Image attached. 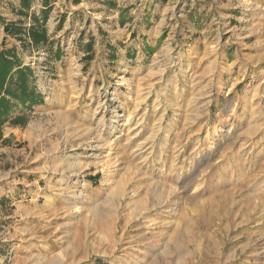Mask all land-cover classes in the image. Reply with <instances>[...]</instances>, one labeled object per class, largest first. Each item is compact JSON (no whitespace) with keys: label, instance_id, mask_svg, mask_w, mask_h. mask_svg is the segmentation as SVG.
Returning <instances> with one entry per match:
<instances>
[{"label":"rangeland","instance_id":"374dc122","mask_svg":"<svg viewBox=\"0 0 264 264\" xmlns=\"http://www.w3.org/2000/svg\"><path fill=\"white\" fill-rule=\"evenodd\" d=\"M75 1L59 58L0 0L43 97L0 128V264H264V0Z\"/></svg>","mask_w":264,"mask_h":264},{"label":"trees","instance_id":"16d2710c","mask_svg":"<svg viewBox=\"0 0 264 264\" xmlns=\"http://www.w3.org/2000/svg\"><path fill=\"white\" fill-rule=\"evenodd\" d=\"M19 1L20 6L16 10V15L29 19V26L25 28L22 20H19L18 24H3L5 36L16 38L22 47L27 45L28 38L31 48L43 47L48 49L49 54L53 53L60 58L62 55L60 47L53 50V42L49 40L46 28L52 9L49 0H42L43 9L39 16L31 12L33 0ZM79 2L76 0L74 4ZM35 80L34 70L23 65L16 48H6L3 41L0 49V128L9 121L14 125L25 123L19 116L11 118L18 107L32 110L33 107L42 104L43 97L35 85Z\"/></svg>","mask_w":264,"mask_h":264},{"label":"crops","instance_id":"0c3cea01","mask_svg":"<svg viewBox=\"0 0 264 264\" xmlns=\"http://www.w3.org/2000/svg\"><path fill=\"white\" fill-rule=\"evenodd\" d=\"M78 4H80V2H79ZM75 5H76V4H75ZM147 51H149V49L146 48V52H147Z\"/></svg>","mask_w":264,"mask_h":264}]
</instances>
